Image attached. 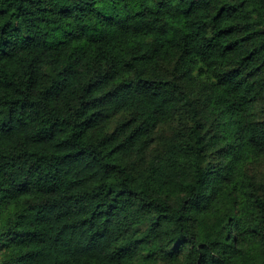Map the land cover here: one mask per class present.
<instances>
[{
  "label": "trees",
  "instance_id": "1",
  "mask_svg": "<svg viewBox=\"0 0 264 264\" xmlns=\"http://www.w3.org/2000/svg\"><path fill=\"white\" fill-rule=\"evenodd\" d=\"M0 264H264V0H0Z\"/></svg>",
  "mask_w": 264,
  "mask_h": 264
}]
</instances>
